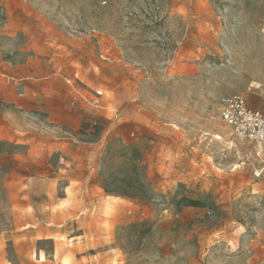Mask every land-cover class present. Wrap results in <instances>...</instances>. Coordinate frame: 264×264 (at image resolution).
Segmentation results:
<instances>
[{"label":"rangeland","instance_id":"rangeland-1","mask_svg":"<svg viewBox=\"0 0 264 264\" xmlns=\"http://www.w3.org/2000/svg\"><path fill=\"white\" fill-rule=\"evenodd\" d=\"M250 88L264 0H0V264H264Z\"/></svg>","mask_w":264,"mask_h":264},{"label":"built area","instance_id":"built-area-1","mask_svg":"<svg viewBox=\"0 0 264 264\" xmlns=\"http://www.w3.org/2000/svg\"><path fill=\"white\" fill-rule=\"evenodd\" d=\"M221 120L230 125L237 136L264 146V112L252 109L238 94L220 100Z\"/></svg>","mask_w":264,"mask_h":264},{"label":"crops","instance_id":"crops-1","mask_svg":"<svg viewBox=\"0 0 264 264\" xmlns=\"http://www.w3.org/2000/svg\"><path fill=\"white\" fill-rule=\"evenodd\" d=\"M249 93L250 94H252V95H255V96H257V97H259V98H264V92H259V91H257V90H253V89H249ZM239 95V94H238ZM245 98V97H244ZM246 99V98H245ZM246 101H247V104H248V106L250 107V108H252V109H255V110H260V111H262V107L260 106V104L259 103H253V102H250V103H248V100L246 99ZM264 112V111H263Z\"/></svg>","mask_w":264,"mask_h":264},{"label":"trees","instance_id":"trees-1","mask_svg":"<svg viewBox=\"0 0 264 264\" xmlns=\"http://www.w3.org/2000/svg\"><path fill=\"white\" fill-rule=\"evenodd\" d=\"M188 203L191 206H199V205H201V203L200 202H197V201H189Z\"/></svg>","mask_w":264,"mask_h":264}]
</instances>
